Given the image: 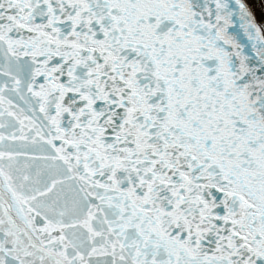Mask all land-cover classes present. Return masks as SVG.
<instances>
[{"label":"water","instance_id":"water-1","mask_svg":"<svg viewBox=\"0 0 264 264\" xmlns=\"http://www.w3.org/2000/svg\"><path fill=\"white\" fill-rule=\"evenodd\" d=\"M144 186L264 252L252 17L238 0H0V264H135L87 228L103 213L96 232L123 236L104 228L105 210ZM239 196L252 225L230 216ZM188 250L180 264H222ZM168 255L140 264H174Z\"/></svg>","mask_w":264,"mask_h":264},{"label":"rangeland","instance_id":"rangeland-1","mask_svg":"<svg viewBox=\"0 0 264 264\" xmlns=\"http://www.w3.org/2000/svg\"><path fill=\"white\" fill-rule=\"evenodd\" d=\"M264 31V0H245Z\"/></svg>","mask_w":264,"mask_h":264},{"label":"bare ground","instance_id":"bare-ground-1","mask_svg":"<svg viewBox=\"0 0 264 264\" xmlns=\"http://www.w3.org/2000/svg\"><path fill=\"white\" fill-rule=\"evenodd\" d=\"M257 20H255V22H256ZM256 25H257V27H259L260 26V24L258 23V22H256Z\"/></svg>","mask_w":264,"mask_h":264}]
</instances>
